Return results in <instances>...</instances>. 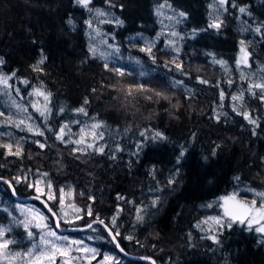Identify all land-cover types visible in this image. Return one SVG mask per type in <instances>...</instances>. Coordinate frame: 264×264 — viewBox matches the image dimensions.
Masks as SVG:
<instances>
[{
    "label": "trees",
    "instance_id": "16d2710c",
    "mask_svg": "<svg viewBox=\"0 0 264 264\" xmlns=\"http://www.w3.org/2000/svg\"><path fill=\"white\" fill-rule=\"evenodd\" d=\"M212 1L91 0L84 6L77 0H0V74L18 89L40 128L11 127L22 140L19 157L7 154L0 135V178L21 197L38 195L29 178L74 187L85 210L73 227L104 221L126 253L157 264H264L255 227L231 222L210 236L200 223L214 209H204L209 202L243 186L264 187V92L237 65L245 46L249 63L264 66V0H225L218 22ZM161 3L183 13L176 25L185 35L178 57L159 36L154 8ZM90 7L119 20L102 26L115 36L116 64L89 50ZM144 37L157 40L150 52ZM41 59L42 71H34ZM240 87L253 120L231 106ZM37 89L49 99L36 97ZM215 105L227 112L218 120ZM84 125H100L98 137L92 147L74 151ZM41 197L58 215V199ZM14 202L0 182V222L13 220L10 248L26 250L40 230L21 222ZM93 228L102 238H86L98 257L112 251L124 264H153L127 258L103 225ZM92 229L70 234L85 237Z\"/></svg>",
    "mask_w": 264,
    "mask_h": 264
},
{
    "label": "rangeland",
    "instance_id": "374dc122",
    "mask_svg": "<svg viewBox=\"0 0 264 264\" xmlns=\"http://www.w3.org/2000/svg\"><path fill=\"white\" fill-rule=\"evenodd\" d=\"M91 0H89V3ZM87 4V6L89 5ZM224 4V3H223ZM221 0H213L210 5V11L212 20L218 22L219 15L222 11ZM91 12L94 18L88 19V47L92 55L97 56L103 59L107 65L118 62L117 56L119 57L118 45L115 40V36L105 31L102 26L104 24H119V20L115 19L112 15L109 14L103 8H94L90 7ZM154 11L159 18L161 23V30L159 36L164 39V43L167 45V48L171 50L174 56L178 57L181 48L180 44L185 36L180 32L176 25L181 17L179 13L172 10L168 3H161L155 6ZM157 40L151 37H144L143 39V48L150 52L152 48L156 45ZM250 54L245 46L240 47L239 59L237 65L241 73L250 79L251 85L253 84H264V66L258 61L255 62V65H251ZM121 68V69H120ZM119 70L122 73L125 68L120 67ZM123 69V70H122ZM133 75V73H131ZM0 77L1 74H0ZM133 77V76H131ZM7 78V77H4ZM132 79H135L134 77ZM176 89L177 86H174ZM188 93L186 87H181ZM43 91L42 89H39ZM264 92V89H260ZM44 92V91H43ZM182 91L175 90L171 93L180 94ZM17 93V96H16ZM18 89L10 85L8 80V86L0 84V135L5 137V145H11L12 148L9 151L6 148L8 155L19 157L22 153V140L20 135L16 134L11 127L17 129L25 128L27 130L37 132L40 130L36 122L28 114L26 109V103L19 98ZM45 93V92H44ZM170 93V92H168ZM38 95H36L37 97ZM21 97V96H20ZM43 97V96H42ZM44 98V97H43ZM231 106L233 109L239 113H243L250 120L252 116L249 114L247 106L244 104L243 92L241 87L237 88L230 98ZM227 113L226 108L223 105H215L213 108V117L219 119L221 115ZM70 133V132H69ZM64 134L62 132L61 136ZM98 132L92 126L84 125L80 129V139L83 140L82 143H74V151H85L86 145H93V141L97 139ZM70 143V140H67ZM17 150L19 154L17 155ZM29 185L34 187L38 195H44L51 201L58 199L57 205L59 208L58 221H59V230L64 228L71 227L73 224H77V220L82 216L84 208L79 205L76 200L77 193L74 187H59L56 188L54 183L51 180L44 178H29ZM39 189V191H37ZM257 193H264V187L256 188L251 186H243L241 188L235 189L227 195L222 196L219 199L209 202L204 209L214 208L208 214L204 215L200 219L201 225L204 226L206 231L209 232L210 236L217 232L219 229L223 228L226 224L229 223V218L224 216L223 208V199L224 197H229L235 195L236 199L245 204H251L253 200L256 201V207L259 208L262 203H264V197L258 196ZM49 197H52L51 199ZM157 197H154L156 199ZM15 209L18 215L21 218V222L24 223L27 227H34L40 230V234L36 241H33L31 245L26 250H13L8 246V252L11 254L20 253L21 257L14 261V264H31V261L34 256L40 255L41 253H50L52 250V245H56L65 249L66 254L61 255L56 253L54 259L49 261L45 259L43 264H57L59 259L63 264H124L120 257L112 251H105L98 257V248L89 242L88 238L101 239L98 234H96V229L93 228L92 232L84 236L72 235L70 233H64L58 231L55 225V219L53 222H50L48 215L44 208L40 205H37L32 202H14ZM77 209L79 211H77ZM86 212L90 213L91 210L88 209ZM43 217V219H41ZM221 221L220 224L216 223V220ZM13 220L9 222H0V230L5 232L3 237H0V243H3L6 240H9L7 237V232L12 226ZM264 222L253 223L251 227L256 229L261 227ZM246 225L248 226L247 222ZM73 227V226H72ZM76 227V226H74ZM249 227V226H248ZM49 232H54L55 236L48 235ZM259 232V231H258ZM117 233V232H116ZM262 235L264 241V232H259ZM44 241L49 243L45 244ZM75 241L76 243H73ZM88 250V251H85ZM28 253H32V256H29ZM73 256L78 258H73ZM78 259H82L81 262ZM0 264H7V261L0 259ZM157 264V263H156Z\"/></svg>",
    "mask_w": 264,
    "mask_h": 264
},
{
    "label": "snow or ice",
    "instance_id": "6c2138e0",
    "mask_svg": "<svg viewBox=\"0 0 264 264\" xmlns=\"http://www.w3.org/2000/svg\"><path fill=\"white\" fill-rule=\"evenodd\" d=\"M225 0H221V3L223 4ZM77 3L82 4L84 6H87L89 3V0H77ZM241 11H244V9H241ZM183 15V13H181ZM218 26V25H217ZM0 63H3L2 60H0ZM44 60L41 59L39 61V64L34 66V71H42V69L39 67L40 64H43ZM222 63V62H221ZM118 71V70H117ZM122 75V73H121ZM0 84H4L5 86H8V78L0 77ZM252 87L254 88H260L264 89V84H253ZM35 95L38 96H43L44 99L47 101L49 99L50 93H44L43 91H40L39 89L36 90ZM87 102V101H86ZM79 111L83 112V109H79ZM43 114V113H41ZM0 115H3V113H0ZM247 118V117H246ZM253 122L254 121H250ZM100 125H93V128H97ZM143 134V133H142ZM102 135V134H101ZM159 136L160 134L157 133ZM83 140L77 141L76 143H82ZM6 148L11 150L12 146L11 145H5ZM43 147V145H41ZM88 147H92V145H88ZM100 151H103L101 148ZM17 155L19 154V150H17ZM170 183L174 181H169ZM39 191V189H37ZM258 196L264 197V193H257ZM50 199L52 197H49ZM223 199V208H224V216L229 218V227H231V222H238L240 224H244L247 222L249 228H251L253 223H261L264 222V203L261 204L259 208L256 207V201L253 200L251 204H245L240 201H238L235 197L229 196V197H224ZM77 211H79L77 209ZM43 219V217H41ZM138 219H142V217L138 216ZM102 223V221H101ZM115 223V221H113ZM217 224H220L221 221L219 219L216 220ZM259 232H264V224H262L261 227L256 229ZM5 235V232L3 230H0V237H3ZM31 235V233H29ZM48 235L50 236H55L54 232H49ZM118 235V233H117ZM12 241L6 240L3 243H0V259H4L7 261V264H14V261L17 260L18 258L21 257L20 253L16 254H11L9 253L8 246L11 244ZM45 244L49 243L48 241H44ZM73 243H76L73 241ZM88 251V250H85ZM56 253H60L61 255H65L66 251L65 249L58 247L56 245H52V250L50 253H41L40 255H36L33 257L31 264H43V261L45 259L52 261L54 259V256ZM29 256H32V253H28ZM67 264V262H65Z\"/></svg>",
    "mask_w": 264,
    "mask_h": 264
},
{
    "label": "water",
    "instance_id": "95a60500",
    "mask_svg": "<svg viewBox=\"0 0 264 264\" xmlns=\"http://www.w3.org/2000/svg\"><path fill=\"white\" fill-rule=\"evenodd\" d=\"M0 182H4L6 183L10 189H11V192H12V195L13 197L15 198L16 201H20V202H32V201H39L45 208L46 212L48 214H50L51 216H53V218L55 219V225H56V229L58 231H61V232H64V233H68V232H75V231H86V230H89L90 228H92L96 223H100L104 226V228L107 230V232L109 233V235L111 236L116 248L124 255L126 256L127 258H130V259H140V260H148V261H151L153 264H156L155 261H153L152 259H150L149 257H137V256H133V255H130L128 253H126L123 248L121 247V245L119 244L116 236H115V233L113 232V230L104 222L101 223V221H94L92 223H90L89 225L87 226H84V227H72V228H66V229H63V230H59L60 229V225H59V221H58V216L57 214L52 210V208L50 207V204L49 202L41 197V196H38V195H32V196H29V197H21V196H18L16 194V191H15V188L13 186V184L10 182V180L8 179H5V178H0Z\"/></svg>",
    "mask_w": 264,
    "mask_h": 264
},
{
    "label": "bare ground",
    "instance_id": "6f19581e",
    "mask_svg": "<svg viewBox=\"0 0 264 264\" xmlns=\"http://www.w3.org/2000/svg\"><path fill=\"white\" fill-rule=\"evenodd\" d=\"M96 221V220H95ZM98 221H100V220H98ZM94 222V221H93ZM102 222H104V221H102ZM92 223V222H91ZM105 223V222H104ZM97 224V223H96ZM100 224V223H99ZM89 225V224H88ZM102 225V224H101ZM77 227H84V226H77ZM94 227V226H93ZM92 227V228H93ZM110 227V226H109ZM69 228H72V227H69ZM92 228H90V229H92ZM111 228V227H110ZM89 229V230H90ZM112 229V228H111ZM114 233H115V236H116V238H117V233L115 232V231H113ZM68 233H71V232H68ZM118 240V239H117ZM119 242V241H118ZM120 244V243H119ZM118 250V249H117ZM124 250V249H123ZM119 251V250H118ZM125 251V250H124ZM120 252V251H119ZM138 257V256H137ZM150 259H152V258H150ZM153 260V259H152ZM148 261V260H147ZM154 261V260H153ZM151 262V261H150ZM152 263V262H151ZM156 263V262H155Z\"/></svg>",
    "mask_w": 264,
    "mask_h": 264
}]
</instances>
